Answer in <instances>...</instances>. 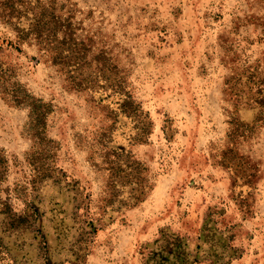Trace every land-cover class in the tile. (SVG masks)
I'll use <instances>...</instances> for the list:
<instances>
[{
	"label": "rangeland",
	"instance_id": "374dc122",
	"mask_svg": "<svg viewBox=\"0 0 264 264\" xmlns=\"http://www.w3.org/2000/svg\"><path fill=\"white\" fill-rule=\"evenodd\" d=\"M70 6L88 48V67L75 72L9 45L15 33L0 22V62L51 108L38 141L29 110L0 88V211L23 217L12 232L0 223V264H157L175 238L200 254L195 264H264V123L243 125L236 105L264 91V0ZM86 75L104 80L77 88ZM109 81L127 85L141 121L108 98ZM232 130L243 135L233 170ZM136 182L146 198L127 206Z\"/></svg>",
	"mask_w": 264,
	"mask_h": 264
},
{
	"label": "trees",
	"instance_id": "16d2710c",
	"mask_svg": "<svg viewBox=\"0 0 264 264\" xmlns=\"http://www.w3.org/2000/svg\"><path fill=\"white\" fill-rule=\"evenodd\" d=\"M71 0H0V22L15 33L16 40L8 41L9 45H14L18 50L21 46L28 44L38 48L43 57L48 58L54 65H63L65 69L75 72L79 69L87 68L88 48L83 42L75 38L74 12L70 6ZM99 60V59H97ZM86 70V69H85ZM13 70L0 62V88L6 100L20 107H26L29 110L30 125L29 131L33 133L38 141L45 140V129L48 115L51 113L49 104L42 99L36 98L33 94L24 90L20 83L12 82ZM104 77V76H103ZM77 88L83 90H93L102 80L100 75L96 77L86 75L84 78L73 79ZM106 87L114 94L108 96H118V105L127 119L141 121L144 113L141 106L134 100L131 91L125 83L117 87L115 83L109 81ZM256 94V95H255ZM255 94L241 96L236 105L241 108L243 115L239 116L242 123H264V91L258 90ZM256 113H255V112ZM253 113L252 122L248 120ZM255 113V115H254ZM252 116V117H253ZM238 120L237 123H240ZM135 123V121H134ZM242 123V124H243ZM243 124V125H246ZM241 125V126H243ZM249 126H246V129ZM139 129V127H137ZM149 131L140 133L141 140L144 141ZM243 135L236 132L228 134L229 148L225 154L227 161L224 164L231 170L237 162V157L231 155L238 141ZM248 178V177H247ZM147 195V185L145 182H138L132 185L127 206L136 205L142 202ZM0 223L5 232H12L22 222L23 217L11 211H0ZM8 246L5 244L4 237L0 234V263L7 254ZM190 243L187 240L175 238L172 242L161 245L158 253L154 254L157 264H165L173 261L175 264H195L201 260L200 254H194L190 251ZM156 256V257H155ZM217 257V255H214ZM179 260V262H178ZM168 264V263H167Z\"/></svg>",
	"mask_w": 264,
	"mask_h": 264
}]
</instances>
